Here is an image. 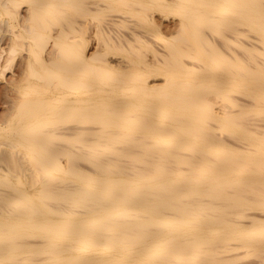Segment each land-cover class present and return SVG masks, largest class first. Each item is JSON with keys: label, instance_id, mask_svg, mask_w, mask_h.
Masks as SVG:
<instances>
[{"label": "bare ground", "instance_id": "6f19581e", "mask_svg": "<svg viewBox=\"0 0 264 264\" xmlns=\"http://www.w3.org/2000/svg\"><path fill=\"white\" fill-rule=\"evenodd\" d=\"M0 24V69L27 54L0 264H264V0H0Z\"/></svg>", "mask_w": 264, "mask_h": 264}, {"label": "rangeland", "instance_id": "374dc122", "mask_svg": "<svg viewBox=\"0 0 264 264\" xmlns=\"http://www.w3.org/2000/svg\"><path fill=\"white\" fill-rule=\"evenodd\" d=\"M24 4L25 3H23L22 2V4H21V8H22V6H23V8H24ZM22 8V9H23ZM7 21V19H5V21L3 22L2 21V23L4 24L5 22ZM7 23H8V21H7ZM7 23H5V25L7 24ZM1 25V24H0ZM2 26V25H1ZM5 26H3V29L5 30V34L4 33H2V31L0 32V33H2V34H0V46H2V44H4L3 42H5L6 43V47H8V43L6 42V41H8L9 42V36H8V32H7V30L4 28ZM7 32V33H6ZM89 33V32H88ZM88 33H86V35L88 34ZM4 34V35H3ZM1 35H3V36H1ZM8 37H7V36ZM6 39V41H5V39ZM4 40V41H3ZM94 40H90V42H89V44H88V46H87V50H86V52H90L91 51V49H92V47H93V42ZM49 46V45H48ZM47 46V47H48ZM5 47V44L2 46V48H4ZM5 47V48H6ZM19 48V47H18ZM7 49V48H6ZM48 49V48H47ZM8 50V49H7ZM4 52L6 53L7 51L6 50H4ZM3 52V56L6 58V56H5V53ZM26 51L22 48H19V50L17 49V47H16V50H15V53H12L11 52V55H10V53L9 54H7L6 53V55H8L7 57H11L12 58V60L13 61H11L10 63H12L11 65H10V63L8 64V66L4 69V71L3 70H1L0 72H1V74H0V115L2 114V119H6V118H8V116H6L5 114H8V115H10L9 113H8V111L10 110H12V108H10V107H12L13 106V104L14 103H12L13 101V99L15 98L14 97V95L17 93V91H16V89L18 88V85H19V83H20V81L22 80V79H19V77H18V75H19V73H20V77L23 75V70H24V68H23V66L25 67V65H27L26 64V60L24 61V58L27 56V54L25 53ZM21 55H23V57L21 56ZM44 55H46V52L44 53ZM19 57H21L20 59H19ZM17 59V60H16ZM18 59L20 60V62H18ZM22 61H24L25 62V64L22 62ZM23 63V65H22V63ZM22 65V66H21ZM36 65V64H35ZM14 66V67H13ZM34 66V65H33ZM12 67V68H11ZM35 67V66H34ZM10 68V69H9ZM3 69V68H2ZM23 69V70H22ZM22 78V77H21ZM17 79H19V81H17ZM24 79V78H23ZM16 81V82H15ZM21 82H23V80L21 81ZM14 89V90H13ZM15 91V92H14ZM11 99V100H10ZM10 104H11V106H10ZM9 111V112H10ZM5 112V113H4ZM5 115V116H4ZM0 118H1V116H0ZM1 121H3V120H1ZM3 151L4 150H2L1 152H2V154H1V157L2 156H6V154H4L6 151H4V153H3ZM3 157V158H4ZM2 158V159H3Z\"/></svg>", "mask_w": 264, "mask_h": 264}]
</instances>
